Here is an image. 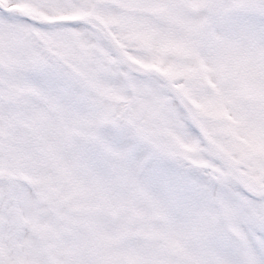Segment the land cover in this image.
<instances>
[{"label":"snow or ice","instance_id":"obj_1","mask_svg":"<svg viewBox=\"0 0 264 264\" xmlns=\"http://www.w3.org/2000/svg\"><path fill=\"white\" fill-rule=\"evenodd\" d=\"M0 264H264V0H0Z\"/></svg>","mask_w":264,"mask_h":264}]
</instances>
